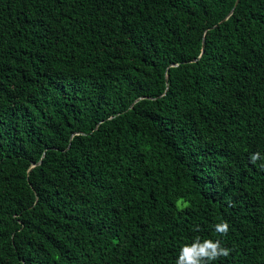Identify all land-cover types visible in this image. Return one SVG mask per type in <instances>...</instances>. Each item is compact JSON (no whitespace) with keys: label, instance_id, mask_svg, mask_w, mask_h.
Returning a JSON list of instances; mask_svg holds the SVG:
<instances>
[{"label":"trees","instance_id":"trees-1","mask_svg":"<svg viewBox=\"0 0 264 264\" xmlns=\"http://www.w3.org/2000/svg\"><path fill=\"white\" fill-rule=\"evenodd\" d=\"M236 2L0 0V264H264V0Z\"/></svg>","mask_w":264,"mask_h":264},{"label":"clouds","instance_id":"clouds-1","mask_svg":"<svg viewBox=\"0 0 264 264\" xmlns=\"http://www.w3.org/2000/svg\"><path fill=\"white\" fill-rule=\"evenodd\" d=\"M260 159V153H254L250 157V161L255 163ZM264 167V165H261ZM215 232L221 236H226L229 230L227 222L214 225ZM230 250L222 247L219 240L205 239L201 241L199 238L190 245H184L179 253L176 264H210L211 261L217 260L219 257H227Z\"/></svg>","mask_w":264,"mask_h":264},{"label":"water","instance_id":"water-1","mask_svg":"<svg viewBox=\"0 0 264 264\" xmlns=\"http://www.w3.org/2000/svg\"><path fill=\"white\" fill-rule=\"evenodd\" d=\"M239 1H240V0H237V2H236V5H235V8H236V7H237V5L239 4ZM235 8H234V9H235Z\"/></svg>","mask_w":264,"mask_h":264}]
</instances>
